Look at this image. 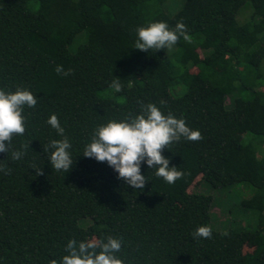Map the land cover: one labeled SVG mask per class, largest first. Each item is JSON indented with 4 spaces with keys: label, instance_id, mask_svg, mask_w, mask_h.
<instances>
[{
    "label": "trees",
    "instance_id": "obj_1",
    "mask_svg": "<svg viewBox=\"0 0 264 264\" xmlns=\"http://www.w3.org/2000/svg\"><path fill=\"white\" fill-rule=\"evenodd\" d=\"M150 22L186 25L191 42L178 39L172 63L168 49H134L137 28ZM115 78L123 90L104 95ZM175 85L182 95L171 94ZM17 88L38 103L0 152V264H53L69 240L108 236L122 238L124 264H264V0H0V89ZM148 103L202 138L163 150L182 173L175 183L144 165L149 182L137 190L83 151L96 127ZM53 114L72 143L69 172L49 162L50 141L62 139L47 124ZM204 183L248 184L241 206L254 228L215 230L213 196L195 190ZM202 225L211 238L194 239Z\"/></svg>",
    "mask_w": 264,
    "mask_h": 264
},
{
    "label": "clouds",
    "instance_id": "obj_2",
    "mask_svg": "<svg viewBox=\"0 0 264 264\" xmlns=\"http://www.w3.org/2000/svg\"><path fill=\"white\" fill-rule=\"evenodd\" d=\"M191 42L183 22L170 29L166 22H150L136 30L135 48L141 51L168 49L178 39ZM58 73L63 72L57 66ZM67 75V73H64ZM110 87L120 93L123 86L119 78L112 80ZM38 99L27 89L17 88L15 92L0 89V152H7L13 135H23L26 130L25 107L35 108ZM47 124L62 139H53L46 151H50L49 162L57 171L69 172L73 167L72 143L65 135L56 114L51 115ZM195 141L201 139L199 130L190 128L184 119L173 114H164L156 104L142 106L141 112L123 120H109L93 130L91 141L85 145L83 156L98 162H107L125 183L133 189L143 190L149 179L141 172L146 165L155 170V176L173 184L182 173L177 167H170L169 158L162 153L165 147L181 139ZM22 153L13 152L19 159ZM193 238H211L212 230L207 225L196 228ZM122 238L108 236L97 241H77L71 239L65 246L66 255L53 264H124L117 254L121 251ZM99 249V251H97Z\"/></svg>",
    "mask_w": 264,
    "mask_h": 264
},
{
    "label": "rangeland",
    "instance_id": "obj_3",
    "mask_svg": "<svg viewBox=\"0 0 264 264\" xmlns=\"http://www.w3.org/2000/svg\"><path fill=\"white\" fill-rule=\"evenodd\" d=\"M173 5V4H171ZM179 7H176L169 11L171 14H174L178 11ZM250 16V10L244 9L239 16V21L244 23ZM175 48L172 46L167 50V59L169 62H173V50ZM193 73L197 72V69L192 70ZM175 89L171 91V94H176V96L182 95L184 89H180V87L174 86ZM173 87V88H174ZM114 93L113 90H107L104 95H110ZM163 103L166 109L171 110L176 105L174 100L170 97L169 92H165L162 94ZM118 103H123L125 101V97L116 98ZM246 131L240 130L239 137H243ZM200 179L198 178L195 183L190 187L189 191H192L196 185V183ZM205 184V183H204ZM195 190L210 194L213 196V208L211 211L212 221L211 225L215 230H229V229H253L254 228V220L252 216V212H247L242 206V200L250 198L252 196V188L248 184H236L229 187L224 188H213L211 186L204 187L201 185L196 187ZM248 247V246H247ZM253 248H249L248 250H252ZM247 250V248H246Z\"/></svg>",
    "mask_w": 264,
    "mask_h": 264
}]
</instances>
